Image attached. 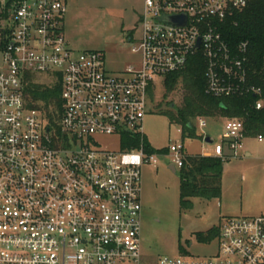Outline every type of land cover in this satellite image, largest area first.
Returning <instances> with one entry per match:
<instances>
[{
    "label": "built area",
    "instance_id": "1",
    "mask_svg": "<svg viewBox=\"0 0 264 264\" xmlns=\"http://www.w3.org/2000/svg\"><path fill=\"white\" fill-rule=\"evenodd\" d=\"M248 1L143 0L138 60L114 73L102 51L70 48L67 0H0V264L142 263L141 168L165 154L180 168L187 154L176 142L162 153L123 149V137H144L157 83L195 56L207 94L260 95L248 83V43L231 47L221 31ZM182 16L184 24L162 20ZM30 76L59 85V130L28 106ZM97 135L118 136L120 148L100 147ZM245 137L242 121L227 119L223 141L204 155L239 156ZM217 239L209 258L164 256L158 264H264V215L224 218Z\"/></svg>",
    "mask_w": 264,
    "mask_h": 264
},
{
    "label": "rangeland",
    "instance_id": "2",
    "mask_svg": "<svg viewBox=\"0 0 264 264\" xmlns=\"http://www.w3.org/2000/svg\"><path fill=\"white\" fill-rule=\"evenodd\" d=\"M143 0H69L65 15V37L76 51L100 50L105 54L107 70L117 73L138 60L132 46L141 37L140 17ZM159 81L148 102V113L142 120L146 140L155 149L172 143H183L187 155L210 152L213 145L223 141L224 118H205L199 126L193 122V134L171 122L163 114L167 106L174 110L182 101V85L164 94ZM208 137L210 142L205 141ZM98 145L118 150V136L97 135ZM243 152L229 157L222 175L219 198H192V206L182 209L179 203V168L173 172L170 155L157 157V165L141 168L140 247L141 264H158L164 256L187 255L209 258L218 251V239L200 243L198 231L219 226L232 216L264 214V139L256 136L243 139ZM248 151L250 154L246 155ZM181 245L185 252L179 250Z\"/></svg>",
    "mask_w": 264,
    "mask_h": 264
},
{
    "label": "trees",
    "instance_id": "3",
    "mask_svg": "<svg viewBox=\"0 0 264 264\" xmlns=\"http://www.w3.org/2000/svg\"><path fill=\"white\" fill-rule=\"evenodd\" d=\"M223 37L231 47L245 41L248 43L245 63L248 83L261 90L260 95L252 93L215 97L205 92V64L201 57L190 59L186 67L165 76L164 94L172 92L181 83L183 93L180 107L174 110L167 106L163 110L171 122L179 124L183 132L193 134V122L196 117L224 118L241 120L246 137L262 135L264 137V0H249L246 7L227 17L221 26ZM26 101L29 107L42 110L50 127L59 130L57 116L60 111L59 85L43 84L34 76L28 77L25 85ZM262 106L257 108L256 101ZM123 149L143 146L146 153H162L165 148L155 149L144 136L128 139ZM228 159L219 156L195 154L186 155L179 168V203L182 209L192 206V198H219L222 193V175ZM219 226L206 231H198L195 238L200 243H207L218 237ZM179 250L185 252L179 245Z\"/></svg>",
    "mask_w": 264,
    "mask_h": 264
},
{
    "label": "water",
    "instance_id": "4",
    "mask_svg": "<svg viewBox=\"0 0 264 264\" xmlns=\"http://www.w3.org/2000/svg\"><path fill=\"white\" fill-rule=\"evenodd\" d=\"M162 20L166 21V22H171L173 24H184L185 23V17L182 16L181 18L178 17H162ZM205 141L210 142V139L208 137L205 138ZM169 168L175 172L176 169L173 165H169Z\"/></svg>",
    "mask_w": 264,
    "mask_h": 264
},
{
    "label": "crops",
    "instance_id": "5",
    "mask_svg": "<svg viewBox=\"0 0 264 264\" xmlns=\"http://www.w3.org/2000/svg\"><path fill=\"white\" fill-rule=\"evenodd\" d=\"M68 1H69V0H67V5H68ZM206 153H207V152H206ZM204 154H205V153H204ZM245 154H246V155H249L250 153H249L248 151H246ZM225 167H226V165H224V168H225ZM260 215H264V214H260ZM248 217H249V216H248Z\"/></svg>",
    "mask_w": 264,
    "mask_h": 264
}]
</instances>
